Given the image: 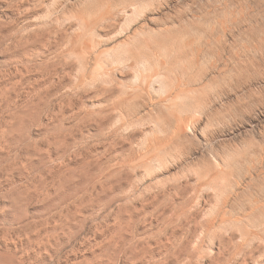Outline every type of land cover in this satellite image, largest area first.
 Listing matches in <instances>:
<instances>
[{
  "label": "rangeland",
  "instance_id": "374dc122",
  "mask_svg": "<svg viewBox=\"0 0 264 264\" xmlns=\"http://www.w3.org/2000/svg\"><path fill=\"white\" fill-rule=\"evenodd\" d=\"M0 264H264V0H0Z\"/></svg>",
  "mask_w": 264,
  "mask_h": 264
}]
</instances>
